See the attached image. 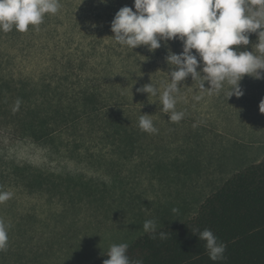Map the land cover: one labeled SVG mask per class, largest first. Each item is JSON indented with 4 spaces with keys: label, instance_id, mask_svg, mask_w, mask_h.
<instances>
[{
    "label": "rangeland",
    "instance_id": "rangeland-1",
    "mask_svg": "<svg viewBox=\"0 0 264 264\" xmlns=\"http://www.w3.org/2000/svg\"><path fill=\"white\" fill-rule=\"evenodd\" d=\"M59 2L55 15L26 32L0 31V191L12 193L0 203L10 226L0 264H92L112 244L148 233L146 220L157 230L192 219L227 179L264 159V79L245 75L243 96L228 97L227 84L202 91L189 76L178 85L176 110L184 116L172 122L159 95L137 92L151 82L162 92L172 66L112 37L115 13L134 0ZM249 39L240 48L255 52L257 35ZM168 44L182 51L178 39ZM67 60L76 69L69 83L93 79L115 108L107 115L125 128L80 124L75 143L65 142L70 136L53 147L33 143L19 131L16 101L24 109L41 100L42 84L56 83L49 74L63 75ZM141 114L151 115L155 133L139 128Z\"/></svg>",
    "mask_w": 264,
    "mask_h": 264
},
{
    "label": "clouds",
    "instance_id": "clouds-1",
    "mask_svg": "<svg viewBox=\"0 0 264 264\" xmlns=\"http://www.w3.org/2000/svg\"><path fill=\"white\" fill-rule=\"evenodd\" d=\"M60 7L59 0H0V31L26 32L29 26L43 23L46 15H55ZM110 29L116 43L133 50L143 45L154 52L161 47V41L181 42L179 54L169 49L165 57L172 67L163 91L152 82L137 88V92L148 96L159 95L162 111L172 122H179L184 116L176 110L178 85L189 76L193 81H201L202 91L219 92L227 84L228 97L243 96L240 81L245 75L264 79V0H134L132 7L123 6L115 13ZM252 33L257 35L255 52L253 47L252 51L241 50L240 46L250 44ZM205 82L209 87H205ZM16 103L18 106L20 101ZM259 110L264 113V99ZM150 117L141 114L138 126L142 131L155 133L157 129ZM11 197V192L0 191V203ZM9 227L0 219V251L8 247ZM143 228L155 233L156 221L146 220ZM192 232L205 241L204 247L212 261L224 259L226 245L210 229ZM164 235L160 233L161 238ZM127 250V243L112 244L106 252L109 258L103 264H143L142 259L132 260Z\"/></svg>",
    "mask_w": 264,
    "mask_h": 264
},
{
    "label": "trees",
    "instance_id": "trees-1",
    "mask_svg": "<svg viewBox=\"0 0 264 264\" xmlns=\"http://www.w3.org/2000/svg\"><path fill=\"white\" fill-rule=\"evenodd\" d=\"M176 40L161 41L162 46L154 54L147 53L148 58L153 64L165 60L170 49L168 43ZM135 64L140 65V58ZM64 67L63 75L49 74L56 83L49 80L42 84L41 100L30 102L24 109L18 105L17 109L23 111L22 117L18 113L14 117L19 131L33 143L53 147L68 136L70 141L65 142L82 139L75 134L80 124L90 129L116 128L117 133L124 129L122 119L107 115L115 108L104 103L102 87L91 85L93 79L69 83L76 69L69 60ZM101 81L105 83L107 79ZM205 228L226 245L223 260L212 261L204 247L205 241L192 232ZM160 233L165 234L163 238ZM127 255L132 260L142 259L143 264H264V159L227 179L205 199L192 219L136 239L128 245ZM108 258L105 255L92 264H103Z\"/></svg>",
    "mask_w": 264,
    "mask_h": 264
}]
</instances>
